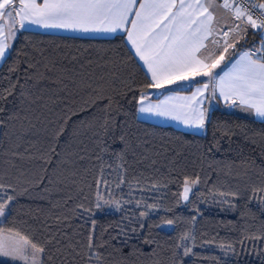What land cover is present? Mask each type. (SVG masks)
I'll return each mask as SVG.
<instances>
[{"label":"trees","instance_id":"trees-1","mask_svg":"<svg viewBox=\"0 0 264 264\" xmlns=\"http://www.w3.org/2000/svg\"><path fill=\"white\" fill-rule=\"evenodd\" d=\"M259 40L260 35L250 29L246 39L230 52L245 51ZM9 56L7 63L0 65V77H5L0 79V88L8 86V77L18 78L26 93L43 99L21 105L18 87L17 95L8 97L3 105L5 112L0 113L6 117L16 109L20 114V120L0 128V183L16 187L10 204L13 210L0 227L5 231L18 230L40 241L54 238L49 246L53 255L49 264H89L86 258L68 255L66 245L82 247L90 233L97 244H117L111 237L130 221L135 224L137 218L145 224L139 235L154 243L134 239L131 244L145 253L156 248L162 264H264V239L251 238L264 237V206L260 205L264 193L253 192L264 186V151L260 145L264 122L227 111L217 103L208 113L202 134L184 132L139 120L134 93L128 92L117 95L120 114L114 115L117 125H122L133 144L140 146L135 154L130 152L121 159L111 151L99 153L92 131L80 124L90 114L102 117L99 107L73 115L64 125L69 107L78 109L84 92L69 96L48 81L36 84L27 79L25 68L29 61L35 63L48 57L68 75L91 79L116 92L123 91V82L144 85L149 79L127 48L123 35L89 39L22 30L13 41ZM229 63L226 56L212 72L219 74ZM14 64L19 65V71L9 73ZM150 89L141 88L146 93ZM62 125L63 132L56 135ZM225 129L236 134L230 139L224 137ZM246 137L255 138L257 143H250ZM25 149L32 154L46 153L49 162L16 160L18 167L10 168L7 161L12 159L11 151ZM97 154L103 159H97ZM245 160L254 162L246 174L241 167ZM197 176L200 182L192 187L188 201H183L180 194L185 177ZM37 178H44L43 183L33 186L30 182ZM24 187L29 190L24 192ZM98 192L108 204H113V211L95 207ZM231 192L239 193V197L220 195ZM252 196L256 198L250 200ZM226 200L236 207L230 208ZM146 204L157 207L147 209L146 217H140ZM163 219H173V226L163 230L155 227ZM185 234L189 238L182 241ZM181 243L191 248L189 256H184L183 247L177 248ZM229 245L235 254L222 251H230ZM57 247L65 254L57 253Z\"/></svg>","mask_w":264,"mask_h":264},{"label":"snow or ice","instance_id":"snow-or-ice-1","mask_svg":"<svg viewBox=\"0 0 264 264\" xmlns=\"http://www.w3.org/2000/svg\"><path fill=\"white\" fill-rule=\"evenodd\" d=\"M129 17L132 18L129 19ZM26 24L83 33L126 32L127 40L135 50V54L147 67L151 75L147 83L137 86L134 83L123 82V91L116 92L105 84H94L91 79L84 77L76 79L68 75L64 70L57 69L55 61L48 57L35 60V63L32 61L27 63L25 72L28 73V80L35 81L36 84L48 81L69 96L85 93L78 109L69 107L64 125L73 115L88 112L92 108H100L102 117L98 118L95 114H90L87 119L80 122L81 126L92 131L99 153L111 151L123 159L130 152L135 154L136 147L140 146L133 144L122 125H117L114 115L120 114L117 95H127L128 92L134 93L133 99L136 102L138 114L157 117L180 119L179 115L174 114L173 108L167 107V100L190 101L191 103L180 106L191 113L190 117L185 113L183 123L200 130L205 128L213 100L222 99L228 107H238L264 121V0H139V3L138 0H39V2L38 0H0V63H7L12 50L10 42L14 40L18 28L23 29ZM250 29L254 35H260L259 42L245 51L230 52V49H236L241 40L246 39ZM41 56H43L42 53ZM226 56L228 62H231L233 56H238V59L223 75L214 74L212 69L219 67L221 62L226 60ZM8 71L9 73L18 72L19 65L14 64ZM53 72V75H48ZM195 76L209 77L210 83L213 84L211 92L208 91V84L204 83L202 87H196L191 97L169 96L161 103H145L148 94L141 88L158 89L166 83L174 84L177 80L187 81L190 77L195 79ZM7 79L8 86L0 88V113L5 112L3 105L8 101V97L17 95L18 87L20 91L17 98L21 105L26 102L35 104L43 99L42 96L31 97L26 93L18 78L12 80L8 77ZM103 101L106 103H102ZM206 102L209 105L207 108ZM18 120H20V114L13 109L6 117L0 116V128L6 127L9 123L14 124ZM118 130L119 134H117ZM62 132L63 125L56 135ZM235 134L232 129L223 131V136L229 139ZM109 137L111 144H109ZM246 139L252 144L257 143L253 137H246ZM115 144L119 147L113 148L112 145ZM260 145L264 151V134H261ZM46 155L43 152L32 154L27 149L25 152L13 150L11 151L12 159L7 163L13 169L18 167L16 160L39 159L48 163ZM96 158L103 159L100 154H97ZM241 167L245 169L246 174L248 169L254 167V162L242 161ZM17 179L19 180L20 177ZM43 179L37 178L30 183L33 186H39L43 183ZM199 182L198 176L185 177L183 192L180 194L184 201H188L192 187ZM21 183L23 184V181ZM120 183H124L123 177ZM153 187L157 186L153 185ZM28 190L27 187L23 188L24 192ZM253 192L264 193V186L254 188ZM14 193H16V187L12 184L0 183V222L6 221L13 210L10 204L15 199ZM220 195H228L233 199L239 197L237 192L220 193ZM255 198L252 196L250 200ZM225 202L230 208L236 207L231 200ZM107 204L108 201H104L102 194L98 192L95 207L102 210ZM115 204L119 209V201ZM260 205L264 206V196H260ZM137 207H140L139 202ZM144 207L145 210L140 212V217H146L147 209H154L157 206L146 204ZM173 224V219H163L155 227L163 230ZM144 229L145 224L139 218L135 224L130 221L129 225L121 226L116 235L111 237L118 241L117 244H112L110 241L97 244L94 242L93 234L90 233L87 243L82 247L67 244L68 255L86 258L89 264H162L158 259L159 253L156 248H151L145 253L138 246L131 244L134 239H140L145 244L154 243L149 237L139 235ZM188 238V234H185L181 240ZM251 238L264 239L260 236ZM53 239L46 238L40 241L18 230L5 231L3 227H0V258H7L9 264H49L53 260L49 247L53 244ZM180 247H183L184 256L192 253L187 245L178 244L177 248ZM221 247L223 248V245ZM228 247L235 254V249L230 245ZM56 252L65 254L60 247L56 248Z\"/></svg>","mask_w":264,"mask_h":264},{"label":"crops","instance_id":"crops-1","mask_svg":"<svg viewBox=\"0 0 264 264\" xmlns=\"http://www.w3.org/2000/svg\"><path fill=\"white\" fill-rule=\"evenodd\" d=\"M38 2H39V0H38ZM138 3H139V0H138ZM131 18L132 17H129V19H131ZM20 30L39 32V33H43V34H50V35H57V36L89 38V39H103V38H111V37H114L116 35H123L124 42H125L127 48L129 49V51L131 52V54L133 55V57L135 58L137 63L140 65V67L144 71L147 78L149 80L151 79V75H150V73H148L147 67L144 65L143 61H141L139 59V57L135 54V50L132 48V46L128 42L126 32L117 31L116 33H113V34L83 33V32H79V31H72V30H65V29H46V28L40 27L38 25H33V24H26V26ZM236 59H238V56H236L235 59L232 62H230L229 65L226 66V68H224L218 75H223L224 72H227L231 68V64L234 63ZM0 65H1V63H0ZM197 77L198 76H195V79ZM190 79H192V78L190 77ZM179 82H181V83L185 82L186 84L189 83L188 80L187 81L177 80L176 83H174V84H167L166 83L163 87L158 88V89L157 88H151V90L148 91V93H147L148 98L145 101V103L146 104L147 103H152V104L161 103L163 101H166L169 96L191 97L193 95V93L195 92V91L192 92V90L195 89L194 88L195 86L193 88H191L189 91H186L188 89V87H187L188 84H187L186 88H184V87L178 88L177 85L180 84ZM176 86H177V88H175ZM212 87H213V84L210 83V80H209V87H208L209 92H211ZM173 89H175V90H173ZM218 94H219V90L217 89V95ZM189 103H191V102L187 101V100H183V99L167 100V107L173 108L174 114L179 115L180 119H172L171 117H157V116H153V115H149V114H138L137 111H136V115H137V118L139 120H142L145 122L153 123V124L160 125V126H171L177 130L184 131V132L201 134L203 132V130L188 127L183 123V119L185 118V113H187L189 117L191 116V113L186 108L182 109L180 106L187 105ZM217 103L221 104L227 111L236 112L238 114H242V115H246V116H251L259 122H264V121L257 119L253 114H249V113H246V112L240 110V108H238V107H235V106L228 107L222 99L219 101H215V100L211 101L210 110ZM205 107L206 108L209 107L207 102L205 104ZM7 264H9V263H7Z\"/></svg>","mask_w":264,"mask_h":264},{"label":"rangeland","instance_id":"rangeland-1","mask_svg":"<svg viewBox=\"0 0 264 264\" xmlns=\"http://www.w3.org/2000/svg\"><path fill=\"white\" fill-rule=\"evenodd\" d=\"M17 28H18V25H17ZM19 31H22V30H20V29L18 28L17 33H16V36H17V34H18ZM16 36H15V38H16ZM15 38H14V40H15ZM14 40H12L10 43L12 44ZM209 80H210L209 77H206V76H198L196 79H189V80H188L189 83H187L188 86H187V84H186L185 82H183V83L179 82L180 84H178L177 86H178V88H181V87L186 88V86H187L188 89H191V88H193V87L195 86V87H194L195 89L192 90V92H193V91L196 90V87H197V86L202 87L204 83H207V84H208V87H209ZM197 82H201V83L198 84ZM177 86H176L175 88H177ZM150 90H151V89H150ZM150 90H149V91H150ZM202 133H203V132H202ZM202 133H201V134H202ZM182 192H183V191H182ZM189 194H190V193H189ZM103 200L106 201V198L103 197ZM182 200H183V199H182ZM183 201H184V200H183ZM109 205H111V206H109ZM112 207H113V204L109 203V204L105 205V207H104L103 209H104L106 212H111V211L114 210ZM222 251L225 252V253H227V254L232 253L231 251H227V250H222ZM0 262H1V263H4V264L9 263L7 258H0Z\"/></svg>","mask_w":264,"mask_h":264}]
</instances>
